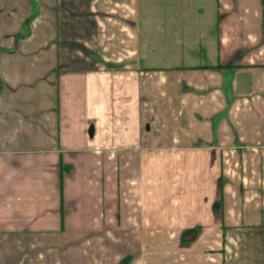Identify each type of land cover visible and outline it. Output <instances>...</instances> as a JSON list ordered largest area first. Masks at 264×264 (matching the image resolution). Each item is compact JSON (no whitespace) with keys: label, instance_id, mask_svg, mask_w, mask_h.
Listing matches in <instances>:
<instances>
[{"label":"crops","instance_id":"0c3cea01","mask_svg":"<svg viewBox=\"0 0 264 264\" xmlns=\"http://www.w3.org/2000/svg\"><path fill=\"white\" fill-rule=\"evenodd\" d=\"M0 264H264V0H0Z\"/></svg>","mask_w":264,"mask_h":264}]
</instances>
